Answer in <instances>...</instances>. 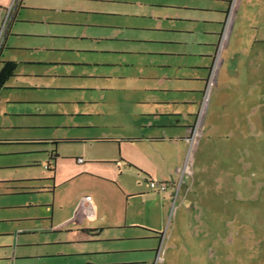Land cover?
Returning <instances> with one entry per match:
<instances>
[{"label": "crops", "instance_id": "1", "mask_svg": "<svg viewBox=\"0 0 264 264\" xmlns=\"http://www.w3.org/2000/svg\"><path fill=\"white\" fill-rule=\"evenodd\" d=\"M9 1L0 0V5ZM39 1L45 5L38 6ZM212 1H218L222 8L210 6L198 11L222 16L227 15V5L226 12L231 10L232 0ZM60 2L22 0L0 55V69L5 62L16 65L13 76L0 90V130L44 132L0 138V148L16 149L9 156L23 158L21 163L9 164V169L21 170V175L0 182L8 190L0 193V264H109L104 257L124 253L156 257L158 251L153 245L122 246L130 242H161L162 236L155 232H147L146 236L130 232L139 227H157L158 222L163 225L174 204L176 222L160 256L163 254L164 261H171L180 252L187 261L199 262V236L206 227L220 226V218L216 220L215 215L232 216V198L237 190L236 154L225 156L224 172L213 177L207 172L215 167V160L210 166L206 164L208 154L212 149L217 151L215 146H209V135L214 129L208 123L215 117L213 109L221 96L225 95L228 108L229 99L233 102L234 97H239L241 104L247 101L253 67L258 71V82L263 84L260 71L264 70V61L246 58L240 64L242 75L231 84L223 75L225 68L218 72L229 35L223 37L218 19L203 22L217 29L206 32L202 28L204 39H211L197 41L202 48L199 51L193 50L196 44L192 49L172 51L157 47L170 46L173 42L169 40L129 38L130 42L140 43L138 49L120 51L143 55L138 66L100 63L90 58L92 46L75 45L78 40L89 39L85 33L76 36L34 29L51 23L31 15L39 7L70 12L72 7H61ZM196 19L189 17L184 21L196 23ZM57 23L73 24L69 20ZM135 29L148 33L141 27ZM159 30L169 33L170 28ZM195 31L194 28L192 32ZM47 40L55 42L46 45ZM65 40L74 43L64 44ZM191 40L183 44L187 46ZM210 48L214 49V56ZM79 53L86 56L80 58ZM229 54L236 53L229 50ZM158 55H199L201 59L198 63L174 66L156 63L153 56ZM216 57L217 64L212 68L208 62ZM99 67L113 70L95 72L94 68ZM173 67L178 71L174 75L168 71ZM23 93L37 95L26 98ZM228 108L224 111L230 109L231 118L234 108ZM79 159L83 162L79 163ZM150 182L166 184L167 189L153 191L148 187ZM221 184L226 190L224 196ZM43 194L49 200L42 206L9 203V197ZM34 207L45 209L48 215L24 213ZM184 230L188 235L186 241ZM78 232L86 240H79ZM179 240L184 242L176 244ZM99 244L106 247H88ZM79 245L87 247L82 249ZM180 245V251L175 250ZM79 255L86 256L84 263L75 262ZM95 257L103 261H95ZM110 264L147 261L120 260Z\"/></svg>", "mask_w": 264, "mask_h": 264}, {"label": "rangeland", "instance_id": "2", "mask_svg": "<svg viewBox=\"0 0 264 264\" xmlns=\"http://www.w3.org/2000/svg\"><path fill=\"white\" fill-rule=\"evenodd\" d=\"M39 2L41 3H38V6L45 5L44 2ZM60 3L63 4L61 7H72V9H69L70 12L66 10L62 12L60 9L56 11L45 9V11L39 7V10L32 12L31 15L38 20L44 17V20L51 23H45L34 29L37 31L48 30L60 34H75L76 36L85 33L89 39L78 40L75 45L92 46L93 54L90 58L100 63H108L109 61L110 63H127L129 66H138L140 57L143 55L120 51L122 49H138L140 43L130 42L129 38L154 37L155 39L169 40L173 42V44H169L170 46L159 45L157 47L172 51H183L186 47L192 49V45L196 44L193 50L199 51L202 48L198 46L197 41L203 42L208 39L206 41L209 42L211 39L208 37L204 39L202 28L204 27L206 32L209 29H217V26L204 24L203 22H212V20L218 19L222 23L223 37L229 33L222 51L223 54H226L225 56L221 55L218 72L225 68L224 70L227 72L223 73L222 71V73L227 76L231 84H235L234 79L242 75L243 68L240 67V64L246 58L255 59V57H258L259 63L264 61V0H232L231 10L226 12L227 5L224 11L227 15L224 13L225 15L222 16L214 12L203 13L198 11L207 9L210 6L216 9L222 8V5L218 7V1L212 0H61ZM104 12L109 13L104 15ZM168 16L170 17L169 20L166 19ZM189 17L197 18L196 23H186L184 20ZM62 20H69L73 24L72 26L57 25V21ZM96 25H104L105 27L96 28ZM140 27L148 30V33L135 29ZM159 27L170 28V30H167L169 33L160 31ZM193 27L196 29L195 32H192ZM98 37L101 38L93 41L94 38ZM190 38L193 39L190 42L191 44L184 45L183 43ZM50 41L51 43L55 42V40H47L44 43L48 45ZM71 42L74 43L70 40L63 41L64 44ZM214 42L216 46L217 41L214 40ZM210 49L213 52L214 49ZM229 50L234 51L236 54L230 55ZM214 54L213 52L212 56ZM78 56L81 58V56L85 57L86 55L79 53ZM217 57L214 60H209L210 67L215 68ZM226 57L227 61L225 62ZM153 58H155L156 63H168L174 66L186 64L187 62L190 64L198 63L201 59L199 55L196 57L195 55L186 57L158 55L153 56ZM94 69L95 72L113 70V68L107 69V67ZM176 70L173 67L168 71L174 75L178 72ZM256 70L253 67V78L249 87L250 96L247 101L241 104L239 97L231 98L233 102L229 99V108L232 107L236 111L235 113L232 109V117L229 118L230 109L226 103L225 95L221 96V100L216 103L217 108L213 109V112L216 113L215 117L210 119L208 123L214 129L213 133L209 135V140H211L209 146H215L217 151L214 149L209 150L208 155L210 156L207 157L206 164L210 166L215 160V167L208 169L207 172L212 177L215 174L217 175L219 171L224 172L227 166L225 156L229 155L230 158V155L233 157L236 154L237 190L234 193V199L232 198V204L230 203L232 205V216L218 217L215 215L216 220L220 218V226L206 227L204 234L199 236L198 248H196V252L199 256L201 255L199 262L187 261V259L181 257L182 253L180 252V255L178 253V256L171 259V261L163 260L164 253L162 249L165 252L168 238L176 222L177 205L174 204L163 225L158 222L157 227H147L148 229L139 227V229L130 232V234L136 236H146L147 232H155L162 236L161 242H130L122 246V248H143L153 245L158 251L156 257L152 254L124 253L104 257L109 264L120 260H124V262L146 260L147 264H264V82L263 84L258 82V71ZM188 72L192 73L193 71ZM260 72L264 75V70ZM21 95H27L26 98H34L37 94L23 93ZM57 95L61 97L63 94ZM225 108H228L229 112H225ZM43 133L1 129L0 138L43 135ZM14 150L16 149H9V147L0 148V155H3L0 156V182L21 175V170L9 169V164H18L23 160L18 156H9V154H13ZM5 186L6 184H0V193L8 191ZM221 190V194L224 196L226 194L224 186ZM48 200L49 196L44 194L31 197H9V203L11 204H33L34 206H42ZM37 201L40 203H37ZM24 213L33 216L48 215V212L40 207L26 209ZM215 217H213L214 220ZM208 233H210V236ZM76 234L79 236V240L82 238V240H86V237L81 233ZM184 234L186 241L188 235L185 230ZM182 242L184 241L179 240L176 244H182ZM101 245H89L88 247L100 246L99 249L106 247ZM181 247L182 245L175 250L180 251ZM161 253H163L162 256H160ZM85 260V255H79L75 262L84 263ZM94 260L101 262L103 258L95 257ZM107 260L104 261L107 262Z\"/></svg>", "mask_w": 264, "mask_h": 264}, {"label": "built area", "instance_id": "3", "mask_svg": "<svg viewBox=\"0 0 264 264\" xmlns=\"http://www.w3.org/2000/svg\"><path fill=\"white\" fill-rule=\"evenodd\" d=\"M22 0H10L6 5H0V55L5 46L7 36L11 29L13 22L15 21L17 12L21 6ZM82 163V159L78 160ZM148 187L153 191L164 192L167 189L166 184H158L150 182Z\"/></svg>", "mask_w": 264, "mask_h": 264}, {"label": "trees", "instance_id": "4", "mask_svg": "<svg viewBox=\"0 0 264 264\" xmlns=\"http://www.w3.org/2000/svg\"><path fill=\"white\" fill-rule=\"evenodd\" d=\"M15 69H16L15 63L12 62L3 63V66L0 69V90L2 89L6 81L13 76Z\"/></svg>", "mask_w": 264, "mask_h": 264}]
</instances>
